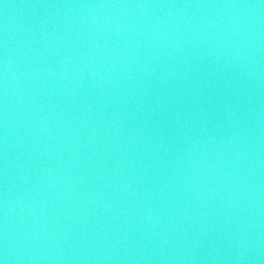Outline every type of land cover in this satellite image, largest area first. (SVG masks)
Segmentation results:
<instances>
[{"label": "water", "instance_id": "water-1", "mask_svg": "<svg viewBox=\"0 0 264 264\" xmlns=\"http://www.w3.org/2000/svg\"><path fill=\"white\" fill-rule=\"evenodd\" d=\"M0 264H264V0H0Z\"/></svg>", "mask_w": 264, "mask_h": 264}]
</instances>
